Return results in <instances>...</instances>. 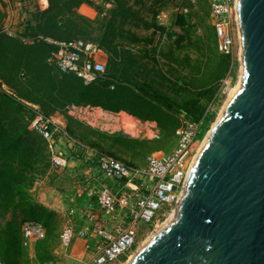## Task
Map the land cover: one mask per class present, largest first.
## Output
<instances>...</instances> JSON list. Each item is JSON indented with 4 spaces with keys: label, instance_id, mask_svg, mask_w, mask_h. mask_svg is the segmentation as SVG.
<instances>
[{
    "label": "trees",
    "instance_id": "trees-1",
    "mask_svg": "<svg viewBox=\"0 0 264 264\" xmlns=\"http://www.w3.org/2000/svg\"><path fill=\"white\" fill-rule=\"evenodd\" d=\"M104 1L113 6L102 19L104 32L97 38L83 24L88 19L76 10L90 0H50L47 9L31 12L26 31L20 34H10L5 29L7 13L0 7V260L5 264H20L25 222L42 223L48 236L55 228L56 212L37 202L30 193L36 180L53 166L48 141L30 128L39 112L50 117L55 111L69 115L77 107H94L150 121L170 136L186 120H203L201 138L215 119L209 106L232 61L231 55L218 52L214 26L208 25V34L195 41L189 38V44L201 52L203 59L196 60L192 77L181 75V69L173 65L181 63L173 46L164 49L162 36L168 28L140 18L129 0ZM182 4L192 6V0H183ZM138 19L146 27L156 29L151 36L142 37L125 28L128 22ZM117 36L130 43L144 42V54L117 43ZM182 36L172 34L173 38ZM46 38L94 40L108 52L107 72L92 83H85L75 73L59 72L49 61L57 46ZM144 57L149 58L152 67L150 62H143ZM3 84L13 92L4 89ZM99 133L112 146L135 147L143 143L121 134ZM103 154L100 152L99 158ZM8 214H12L11 219L1 226ZM39 242L38 261H49V238ZM39 249H43L42 253Z\"/></svg>",
    "mask_w": 264,
    "mask_h": 264
},
{
    "label": "rangeland",
    "instance_id": "rangeland-1",
    "mask_svg": "<svg viewBox=\"0 0 264 264\" xmlns=\"http://www.w3.org/2000/svg\"><path fill=\"white\" fill-rule=\"evenodd\" d=\"M90 1L91 3H84L76 10L77 13L88 19V22L83 21V24L86 23L85 25L92 31V37L97 38L104 32L102 19L112 8L113 4L104 0ZM182 2L183 0H129L130 5L139 12L138 16L140 18L146 21H155L157 24L168 28L167 33L162 36L164 49L167 51L170 46H173L176 57L181 60V63H173V65L181 69V75L188 74L192 77L195 72L192 67L196 64V60L203 58L201 57V52L189 44V38L191 37L192 41H195L200 36L207 35V26H214V17L211 13L209 0H192V6L186 7L183 6ZM49 6L50 0H0V7L7 13L5 29L10 34L24 33L27 22L31 17V12L35 11L36 8L47 9ZM125 28L132 29L142 37L151 36L156 30L153 27H146L140 19L128 22ZM175 33L183 35L182 38H173L172 34ZM116 42L121 43L124 47L133 48V51L139 55H143L146 49L144 42L130 43L128 39H121L119 36L116 37ZM180 45H184V47H180ZM235 46V53L231 55V67L226 77L218 85V91L209 106V111L215 114V119L204 134V137L202 139H200V135L197 137L199 140L191 147L185 158L184 169H187L197 156L203 140L221 117L231 95L242 86L243 65L238 41ZM143 62H150V60L144 57ZM152 64L150 62L148 64L149 67H152ZM168 68L169 66L166 65L165 69ZM2 87L13 92L6 84H3ZM69 115L60 111H55L50 115L51 120L60 129V134L58 138H55V143L53 141L54 144L52 141H50L52 145L48 144L52 154V161L53 156H62L67 159L66 167L58 166L53 161V166H51L49 171L36 180L34 186L30 189L31 195L37 202L45 204L46 207L56 212L55 228L51 236H48L46 227L41 223L46 229V238H49L47 249L50 251L52 258L46 262L38 261L36 249L40 242L37 241L27 248L21 247L20 264H94L90 258V242L87 241L89 236L83 235L80 229L83 226H87L86 221L89 220V212L95 213L98 216L96 222L101 224L103 222L102 210L99 209V205L95 206V204L89 205L93 209H89L88 206L86 211H84L86 206L84 208L80 207L81 209L77 210L81 217L77 221L74 217L79 216L76 215L78 212H72L73 208L76 207L70 203L73 196L67 195L69 196L67 197L64 193H58V190L63 191V189L70 187L71 184L76 185L81 190L84 189L86 184L92 185L95 189L102 187L100 181L108 184L107 181H104V176L100 174L98 167L100 152L104 153L101 157L111 156L131 166L146 167L151 158L167 157L174 152L178 145L176 134L170 136L164 133L157 124L149 123L150 121H144L137 117L118 115L104 109L84 106L72 109ZM98 131L111 135L121 134L141 140L143 143L135 147L112 146L111 141ZM108 152L113 155L107 154ZM120 188L121 185L119 184L113 190L119 193L121 191ZM126 207L129 211L132 209V205L131 207L129 205ZM128 212L124 213L120 219ZM169 213L160 220L161 223L169 218ZM11 217L12 214H8L2 219L1 226H4ZM172 217L173 215L169 220L173 219ZM100 224L96 223L95 226L100 227ZM117 225L109 232V236H114ZM70 228L73 229L74 234L71 242L66 244L63 240V234L65 230ZM157 228L154 223L142 224L141 229L143 232L137 237L132 251L128 256L121 257L116 264H126L130 257L135 255L148 242ZM105 238L106 240L109 239L106 236ZM91 243L93 244L92 241ZM42 251L43 249H39V253H42Z\"/></svg>",
    "mask_w": 264,
    "mask_h": 264
},
{
    "label": "water",
    "instance_id": "water-1",
    "mask_svg": "<svg viewBox=\"0 0 264 264\" xmlns=\"http://www.w3.org/2000/svg\"><path fill=\"white\" fill-rule=\"evenodd\" d=\"M242 86L186 181L176 214L126 264H264V0H239Z\"/></svg>",
    "mask_w": 264,
    "mask_h": 264
},
{
    "label": "built area",
    "instance_id": "built-area-1",
    "mask_svg": "<svg viewBox=\"0 0 264 264\" xmlns=\"http://www.w3.org/2000/svg\"><path fill=\"white\" fill-rule=\"evenodd\" d=\"M238 1L209 0L214 17L217 49L227 55L235 53L237 41L241 49ZM46 40L57 46L49 61L55 64L59 72L75 73L85 83L95 82L107 72L106 58L109 55L99 43L82 38L69 41L51 38ZM202 126L203 120H186L185 125L176 130L178 145L174 152L164 158H151L146 167L131 166L111 156L99 158L98 167L102 175L118 181L121 185L119 193L109 187L99 190L97 202L100 209L106 214L114 213L118 208L128 205H132V209L119 220L114 236H107L109 239L100 243L95 250L92 258L94 264H116L121 257L128 256L132 251L137 237L143 232L142 224L154 223L159 228L155 229V234L169 221L183 195L195 160L184 169L185 158L199 140L197 137L202 132ZM30 128L41 134L48 144L50 141L55 143L56 135L60 133L51 118L41 112L31 121ZM53 161L58 166L67 165V159L62 156H53ZM91 208L92 206H89V209ZM168 213L169 218L161 223L160 220ZM88 218L90 221L97 220L95 213L89 212ZM73 234L72 228L65 230L63 240L66 244L71 242ZM82 234L85 235L86 232ZM46 236V229L41 223L27 221L22 226L20 242L22 247L27 248ZM0 264L5 263L0 260Z\"/></svg>",
    "mask_w": 264,
    "mask_h": 264
},
{
    "label": "crops",
    "instance_id": "crops-1",
    "mask_svg": "<svg viewBox=\"0 0 264 264\" xmlns=\"http://www.w3.org/2000/svg\"><path fill=\"white\" fill-rule=\"evenodd\" d=\"M100 174L102 175L101 172H100ZM103 179H104V181H107L108 184L107 183L105 184L104 182L100 181L102 183L101 184L102 187L100 186V188H97V189H95V187H92V185H90V184H86L84 186V189L81 190L76 185L71 184L70 187L63 189V191L61 190L62 192L60 190H58L59 191L58 193H60V194L64 193V195H66V196L67 195L73 196L72 201L70 203L76 208H73L72 212H76V211L78 212V210L81 209L80 207L84 208L85 206H86V208L84 211H86V209L88 208L89 205H94V204H95V206L98 205L97 193L99 192L100 189H102L103 187H109V188L114 189L115 186H118L120 184L118 181L112 180L110 178L104 177ZM115 182H117V183H115ZM69 196H67V197H69ZM128 211L129 210L127 207L119 208L114 213H110V214H106L105 212L103 213L101 211V213H102L101 216H102V221H103L101 224L99 222H96V220L86 221L87 226H83L80 229L81 230L80 232H86L85 235L89 236L87 238V241L90 242L89 251H90V258L91 259L93 258L94 252L98 248L100 243H102L104 240H106L105 236L106 237L109 236V234H110L109 232L112 230V228L115 225H117V222L120 219V217ZM76 215H79V216H75L74 219L76 218L77 221L80 220V217H81L80 213L78 212ZM96 218L98 219V216H96ZM96 223L100 224V227L95 226ZM20 241H21V239H20ZM91 241L93 242V244L91 243ZM91 259H89V260H91Z\"/></svg>",
    "mask_w": 264,
    "mask_h": 264
},
{
    "label": "bare ground",
    "instance_id": "bare-ground-1",
    "mask_svg": "<svg viewBox=\"0 0 264 264\" xmlns=\"http://www.w3.org/2000/svg\"><path fill=\"white\" fill-rule=\"evenodd\" d=\"M240 57H241V49H240ZM232 93H233V92H232ZM231 96H232V95H231ZM230 98H231V97H230ZM229 100H230V99H229ZM228 102H229V101H228ZM224 109H225V108H224ZM222 114H223V113H222ZM219 119H220V118H219ZM219 119H218V120H219ZM215 124H216V123H215ZM208 135H209V134H208ZM208 135H207L205 141L201 144V146H200V148H199L200 150L202 149V147H203L204 144L206 143V141H207V139H208ZM198 155H199V153H198L197 156L195 157V160H194L193 165L195 164ZM175 214H176V210L174 211V213H173V217H172V218H174ZM169 221H170V220H169ZM167 223H168V222H167ZM167 223H166V224H167ZM166 224H165V225H166ZM165 225H164V226H165ZM164 226H163V227H164ZM163 227H162V228H163ZM162 228H161V229H162ZM155 233H156V232H155ZM153 235H154V233H153ZM133 256H134V255H132V256L130 257V259H131Z\"/></svg>",
    "mask_w": 264,
    "mask_h": 264
}]
</instances>
